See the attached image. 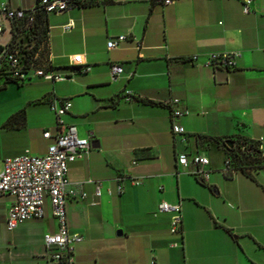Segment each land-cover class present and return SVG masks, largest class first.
<instances>
[{
  "label": "crops",
  "instance_id": "obj_1",
  "mask_svg": "<svg viewBox=\"0 0 264 264\" xmlns=\"http://www.w3.org/2000/svg\"><path fill=\"white\" fill-rule=\"evenodd\" d=\"M35 2L0 0L23 9ZM244 2L106 0L51 13L50 62L54 74L67 79L32 77L0 88L1 164L26 150L46 153L52 140L43 133L56 131L49 99H70L66 122L80 137H93L96 147L68 171L78 194H86L67 203L69 228L84 238L75 246L74 264H264V168L253 177L222 174L226 151L213 139L240 135L259 142L264 156V0H251L249 13ZM67 23L74 24L70 31L62 28ZM120 35L128 40L108 50L107 41ZM11 39L5 21L0 45ZM235 51L241 56L230 69L206 65L214 53ZM76 55L88 71L72 64ZM112 63L124 68L116 81ZM172 99L190 111L178 121L186 141L172 133ZM20 110L24 125L9 124ZM180 153L210 159L208 183L177 164ZM161 201L181 205L179 235L169 231L170 214L157 212ZM13 203L11 196L0 197L2 226ZM46 216L52 221H42ZM45 217L16 229L19 246L28 251L9 255L5 264H58L44 243L45 235L58 231L49 204Z\"/></svg>",
  "mask_w": 264,
  "mask_h": 264
},
{
  "label": "built area",
  "instance_id": "obj_2",
  "mask_svg": "<svg viewBox=\"0 0 264 264\" xmlns=\"http://www.w3.org/2000/svg\"><path fill=\"white\" fill-rule=\"evenodd\" d=\"M173 0H165L166 4H171ZM47 12L59 13L70 11L71 9H82L73 5V0H39ZM251 0H245L243 5L244 13H249ZM35 6V5H34ZM34 6L29 9L11 8L6 3L0 4V34L5 32V21L9 23L12 34L13 22L23 19L27 10H33ZM30 20L32 16L30 14ZM73 23L63 25L64 31H70ZM128 40L127 35H120L116 38H110L107 41V49L112 50L119 47L120 44ZM10 43V42H9ZM8 43V44H9ZM2 45V46H7ZM7 55L9 71L12 77L28 81L32 77H40L49 81H65L67 78L55 75L53 66L50 62L46 67H33L25 71L19 58L17 50L7 52L6 49L0 54ZM241 56V52H224L210 55L206 65L217 70L220 68L230 69L235 66L236 59ZM73 65L83 67V71H88L83 63L82 56L76 55L71 57ZM111 80L116 81L124 73V68L112 63ZM2 82L0 81V86ZM127 100H130V93L126 92ZM179 99H172L168 106H175L171 110V130L175 136L181 137L186 141L185 128L179 124V119L188 116L190 111L178 107ZM50 110L54 113L56 119V131L52 133L44 131L43 137L52 142L47 147L44 155H33L28 150L23 154L6 159L0 172V197L11 196L14 203L11 205L6 216V228L8 231L16 230L20 225L30 220L43 219L46 214V205L49 204L53 217L58 223V231L53 234H47L44 237V243L51 252V259L58 264H74V251L76 244L83 241V236L70 230L67 215V203L70 199H85L86 194H78L68 177V171L71 164L82 159L91 151L92 136L82 138L78 134L77 126L66 122L65 118L70 113L72 101L70 99H51L49 102ZM136 160L133 164H136ZM177 164L186 170L189 174L208 183L210 179V159L202 153L188 154L180 153L177 156ZM239 172L236 171L229 163L225 161V167L222 174L231 178ZM124 177H119L122 181ZM89 182H93L89 180ZM134 185H139L140 181L132 180ZM124 186L118 184L117 193L121 194ZM109 195L113 191L108 190ZM102 195L101 183L96 182L95 197L100 198ZM96 203H93L95 205ZM158 213L170 214L169 231L173 235H179L182 231L183 213L180 204H171L161 201L157 209ZM175 246V245H173ZM151 264H156L152 261Z\"/></svg>",
  "mask_w": 264,
  "mask_h": 264
},
{
  "label": "trees",
  "instance_id": "obj_3",
  "mask_svg": "<svg viewBox=\"0 0 264 264\" xmlns=\"http://www.w3.org/2000/svg\"><path fill=\"white\" fill-rule=\"evenodd\" d=\"M105 3L106 0H73V5L82 9L104 5ZM26 13L27 15L23 19L13 22L12 39L7 46L0 45V54L5 49L9 53L17 50L23 69L29 71L33 67H46L49 64L50 27L48 17L50 13L40 4L39 0H36L34 9L27 10ZM30 14L32 20H30ZM8 68L7 55L5 54L0 59V81L2 82L0 88L11 83L23 84L25 82V80L12 77ZM141 101L152 105H162L150 100L142 99ZM25 120L26 112L20 110L9 118L8 123L12 124L16 121L20 127L24 125ZM198 139L204 140L205 138L199 136ZM213 139L225 149V161H229L230 165L239 173L253 177V174L264 168V156L259 142L240 135L223 139L215 137Z\"/></svg>",
  "mask_w": 264,
  "mask_h": 264
},
{
  "label": "rangeland",
  "instance_id": "obj_4",
  "mask_svg": "<svg viewBox=\"0 0 264 264\" xmlns=\"http://www.w3.org/2000/svg\"><path fill=\"white\" fill-rule=\"evenodd\" d=\"M2 168H3V164L0 163V172ZM42 221H52V220L46 216L45 219H43ZM1 223H0V264H5L4 260L9 255H12L14 253L25 254L27 253L28 249L25 246L22 245L19 246L21 239L17 238V236L21 234V231L18 230L8 231L6 226L5 225L2 226ZM15 246H18V248H15Z\"/></svg>",
  "mask_w": 264,
  "mask_h": 264
},
{
  "label": "water",
  "instance_id": "obj_5",
  "mask_svg": "<svg viewBox=\"0 0 264 264\" xmlns=\"http://www.w3.org/2000/svg\"><path fill=\"white\" fill-rule=\"evenodd\" d=\"M91 146H92V148H93V147H96V146L94 145V141L91 142ZM119 234H121V232H119Z\"/></svg>",
  "mask_w": 264,
  "mask_h": 264
}]
</instances>
